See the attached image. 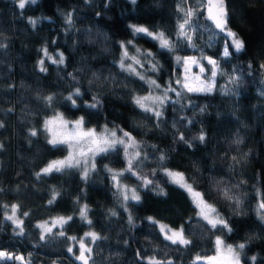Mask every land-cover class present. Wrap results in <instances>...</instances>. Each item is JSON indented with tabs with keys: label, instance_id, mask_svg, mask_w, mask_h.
Here are the masks:
<instances>
[{
	"label": "trees",
	"instance_id": "obj_1",
	"mask_svg": "<svg viewBox=\"0 0 264 264\" xmlns=\"http://www.w3.org/2000/svg\"><path fill=\"white\" fill-rule=\"evenodd\" d=\"M36 0L35 4L25 3L19 8L18 0H0V43L7 47L0 48V249H5L25 257L32 254L31 264H51L59 261L60 264H76L66 249L69 242L63 238L49 240L47 244L39 240V232L33 227L39 220L55 215L74 217L73 222L65 226L69 236H80L88 231H95L106 240L98 241V248L94 247L96 264H148V257L156 259H172L175 264H193L197 254L204 256L212 254L211 233L203 225L193 221L192 237L194 245L188 248L166 246L167 242L155 234L144 217L153 216L164 223L177 227L189 216H194L193 207L185 192L174 185L165 182L157 174L167 196H157L151 192L141 191L142 203H129V210L135 218L137 227L132 228L127 222V214L119 207L112 195V187L108 173L103 165L121 169L124 167L122 158L112 155L110 159L97 158L96 173H91L87 182L80 178L79 172H69L66 175L54 173L49 177L37 180L34 175L44 167L49 160L64 156L66 151H57L46 143L45 135L39 130L45 117L53 112L45 106L37 96L56 94L52 108L63 112L69 119L85 115L92 125L98 126L104 120L96 115L88 116L84 110L77 111L66 105L63 96H66L73 85L66 76V72L77 75L83 89L89 87L88 81L93 79L96 72L100 79L94 82L92 93L98 91L103 84V78L113 75L117 80H124L119 69L113 63L119 59L120 50L115 43L117 40L131 39L127 27L129 23L143 24L149 27L158 25L166 30L174 29L175 0H137L136 4L130 0ZM229 26L245 41V49L241 53H234L229 61L221 59L217 54L222 51L223 34L212 39L213 47L205 49L207 55L220 60L222 68L229 74L241 76V83L236 87L226 77H217V87L227 84L231 89L227 94L214 91L211 95H197L190 98L196 107L188 105L175 110L171 106L165 112V121L160 128H155L151 119L136 110L130 101V94L119 88L105 99V112L109 119L123 125L126 130L132 131L133 122L146 127L133 131L138 140H146L164 149L171 157L168 167L194 172L193 164L198 166L204 177L223 176L230 179L228 166L230 160H222L221 156H237L242 159L244 153H249L246 160L235 168L231 180L247 181L240 188L243 194V216H233L230 223L233 233L224 235L230 243L244 242L246 234H259L260 239L254 240L245 252L248 256H257L256 264H264V226L258 222L255 208L260 199H264V0H228ZM73 13V27L66 30L65 15ZM99 13V15H97ZM46 17L47 19H43ZM29 18L37 21L33 28ZM202 24L210 22L201 21ZM98 33H106L108 39ZM211 37L210 32H203L202 39L197 41L202 47ZM56 40V44L51 42ZM136 44L142 48L156 49L145 39H137ZM47 46L49 52L62 51L67 57V69H60L59 74L55 65L46 58V73H41L37 61L42 58L38 50ZM195 53L187 50L180 55ZM165 67L171 71L172 65L166 57H160ZM251 65V68L248 65ZM82 69V72H77ZM179 70H177L178 72ZM165 79L167 74L162 72ZM156 78V77H155ZM163 83V80H159ZM131 87L140 90L139 82H129ZM14 86V87H13ZM108 93L104 88L101 94ZM118 97H122L118 98ZM85 100H90L85 95ZM78 103H80L78 101ZM182 103L187 105V101ZM207 105L204 113L200 107ZM12 109V111H9ZM186 117L193 120L191 125ZM173 122L185 138L191 140L198 134L201 126L207 131L208 138L204 144H195L188 148L185 144L173 142L176 132L172 128ZM38 130V135H29V129ZM144 133H147L145 135ZM237 137L243 140L239 146L232 144ZM175 149V151H172ZM151 155V149H149ZM216 170L209 171L212 164ZM157 167L155 161L145 163L143 173H148ZM142 173V174H143ZM123 182L136 185L135 178L123 179ZM202 186L207 184L201 178ZM55 189L61 193L54 205H48L51 191ZM259 190V194L256 190ZM203 190V187L201 188ZM88 204L91 211L88 214L93 225L81 222L77 217L79 204ZM20 205L17 216L24 219L26 235L16 238L13 235V225L7 221L5 212L11 205ZM217 206L230 216L223 202ZM117 215L111 216L109 210ZM28 211L29 218L20 216V212ZM187 228V225H185ZM216 235H222L217 232ZM125 241L128 243L125 244ZM139 251L140 256L136 253ZM0 264H20L19 261H0ZM199 264V263H198ZM243 264H250L245 259Z\"/></svg>",
	"mask_w": 264,
	"mask_h": 264
},
{
	"label": "snow or ice",
	"instance_id": "obj_2",
	"mask_svg": "<svg viewBox=\"0 0 264 264\" xmlns=\"http://www.w3.org/2000/svg\"><path fill=\"white\" fill-rule=\"evenodd\" d=\"M90 2V0H86ZM137 0H130V3L135 5ZM25 3L35 4L36 0H18L19 8L23 9ZM110 3V0H108ZM108 3L105 7H108ZM99 15V13H97ZM229 9L228 0H175V19L174 29L166 30L158 25L152 27L143 24L129 23L127 25L131 39L117 40L120 54L119 59L113 63L119 69L120 74L124 76V80H117L115 76L108 75L103 78V84L98 86V91L92 93L91 89L94 82L100 77L96 72H93V79L88 81L89 87L82 90L80 81L73 72H66V76L72 82L71 91L66 96H63V101L66 105H70L72 109L77 111L84 110L88 116H99L104 122L98 126L92 125L85 115L76 116L74 119L67 118L63 112L52 108L53 102L56 99V94L46 96H37L38 100H42L53 114L45 117L41 129L46 137V143L53 149L60 151L64 150L67 154L62 159L49 160L47 164L36 172L34 175L37 180L41 177H49L54 173L66 175L69 172H79L82 181L87 182L91 173L99 171L97 167V158L110 159L112 155H117L122 158L124 167L116 169L104 164L103 170L108 173L112 187V195L127 214V222L130 227H137L135 218L129 210V203L134 206L142 203L141 191L151 192L157 196H167L164 187L161 186L157 179L159 173L165 179V182L176 186L178 189L185 192L193 207L194 216H189L184 223L173 227L171 224L164 223L153 216H147L146 220L151 228L155 230V234L167 242L166 246H176L177 248H188L194 245L192 237L193 221L197 225H203L211 233L209 239L212 241L211 255L201 256L197 254L193 264H243L247 259L250 264H256L257 256H248L245 249L257 239L261 237L259 234H246L244 242L229 243L224 239V235H230L234 229L229 222L233 216H243L242 211L243 194L240 193V188L247 181L239 180L232 183L235 177L232 176L236 167L241 165L243 160H246L249 153H244L242 159L237 156H229L224 153L221 156L222 160H230L228 166V174L230 179H225L223 176H208L204 177L201 169L193 164L194 172L186 173L178 169L168 167L171 161L170 155L161 149L156 144H150L146 140H138L133 135V131L142 129L146 125L133 122L131 125L132 131L116 123L115 120L109 119V114L105 112V99L107 94L116 92L119 88L130 94V101L136 110L146 115L151 119L155 128L159 129L163 121H165V112L171 106L175 110V106L179 105L184 109L188 105L196 107L195 102L190 98L197 95H211L214 91H221L225 94L231 91L227 84L217 87V77H226L228 83L239 87L241 76L236 75V69L233 68V73L229 74L222 68L220 60L207 55L205 49L213 47L212 39L223 34V48L217 55L229 61L234 53H241L245 49V41L239 37L238 33L233 31L229 26ZM43 19H47L44 17ZM210 22L202 24L201 21ZM37 21L29 18V24L34 28ZM66 30H71L73 27V13L68 12L65 15ZM210 32L211 37L206 41L203 47L197 43L202 39L203 32ZM104 36L107 40L106 33H98ZM145 39L153 44L156 51L150 48H142L136 44L137 39ZM56 44V40L51 42ZM7 45L0 43V48ZM192 50L197 54L180 55L179 53ZM42 53V58L37 61V67L41 73H46L48 69L44 66L46 58L52 65H55L59 74L60 69H67V57L64 52L56 51L55 54H50L47 46H42L39 50ZM160 57H166L171 63L172 69L169 71ZM251 68V65H248ZM264 69V64L260 65ZM177 70H179L177 72ZM77 72H82V69H77ZM167 74V78L161 76V73ZM156 77V78H153ZM159 80H163L160 83ZM139 82L140 90L131 87L129 82ZM14 87V86H13ZM108 88V93L101 94L104 88ZM90 96V100H85V95ZM264 96V92L260 93ZM121 98L122 97H118ZM187 101V105L182 103ZM78 101L80 103H78ZM207 105L200 107V112L206 111ZM12 111V109H9ZM188 125L193 123L192 119L182 117ZM4 124L0 122V128ZM172 128L176 130L172 139L173 142L185 144L188 148H193L195 144H204L208 138L207 131L200 127L199 132L191 140L185 138L183 133H180L176 128V123L173 122ZM147 135V133H144ZM29 135L35 137L38 135V130L35 128L29 129ZM234 145L239 146L243 140L239 137L232 140ZM3 144L0 143V149ZM151 149V155L149 154ZM172 151H175L173 149ZM155 161L157 167H154L148 173H143L145 163ZM216 166L213 163L209 171H215ZM143 173V174H142ZM135 178L136 185L129 186L123 182V179ZM206 179L207 184L202 186L200 179ZM203 187V190L201 188ZM259 194V190H256ZM61 195L60 192L51 191V198L47 204L54 205L57 198ZM218 202H223L230 216H225L224 212L217 206ZM79 204L77 217L84 224L91 227L93 221L89 219L88 214L91 211L88 204H80L79 198L75 201ZM0 207L8 208L7 205ZM20 210V205H11V215L4 218L13 225L12 231L16 238L26 235L24 228V219L17 216ZM111 216H116L114 210H109ZM255 215L261 226H264V199H260L255 208ZM20 216L29 218L28 211L20 212ZM72 215H58L44 219L33 225L39 232V240L47 244L49 240L63 238L69 242L66 251L71 254L74 261L79 264H96L94 256V247L98 248V241L106 240L107 237L101 236L95 231H88L82 236H69L65 232V226L73 222ZM187 225V228L185 227ZM219 232L222 235H216ZM128 242L125 241V244ZM140 259L145 257L140 256L139 251L136 253ZM32 254L27 257L23 254H16L5 249H0V261L15 260L20 264H31ZM148 264H175L172 259H156L148 257ZM51 264H60L59 261H52Z\"/></svg>",
	"mask_w": 264,
	"mask_h": 264
},
{
	"label": "rangeland",
	"instance_id": "obj_3",
	"mask_svg": "<svg viewBox=\"0 0 264 264\" xmlns=\"http://www.w3.org/2000/svg\"><path fill=\"white\" fill-rule=\"evenodd\" d=\"M223 48V47H222ZM50 54H55V52H49ZM193 54H197V53H191V54H185V55H193ZM214 58V57H213ZM215 59H217V58H215ZM153 78H155V77H153ZM67 154V152L65 153V155ZM64 155V156H65ZM64 156H61V157H58V158H55V159H62ZM52 160H54V159H52ZM125 183V182H124ZM127 184V183H126ZM129 186H135V185H130V184H128ZM12 214V212H11V209L9 210V211H7V212H5V216H8V215H11ZM55 216H58V215H55ZM52 217H54V216H52ZM48 219V218H47ZM44 220V219H43ZM40 221H42V220H39V221H37V223H39ZM83 235V234H82ZM82 235H80V236H82ZM230 243V242H229ZM213 254V253H212ZM211 255V254H210Z\"/></svg>",
	"mask_w": 264,
	"mask_h": 264
},
{
	"label": "water",
	"instance_id": "obj_4",
	"mask_svg": "<svg viewBox=\"0 0 264 264\" xmlns=\"http://www.w3.org/2000/svg\"><path fill=\"white\" fill-rule=\"evenodd\" d=\"M76 262V264H79V262H77V261H75ZM199 264H200V262H198Z\"/></svg>",
	"mask_w": 264,
	"mask_h": 264
}]
</instances>
